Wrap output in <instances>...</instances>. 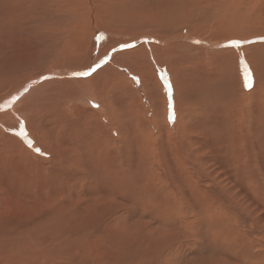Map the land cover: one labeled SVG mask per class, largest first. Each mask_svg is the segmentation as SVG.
Segmentation results:
<instances>
[{"label": "bare ground", "instance_id": "bare-ground-1", "mask_svg": "<svg viewBox=\"0 0 264 264\" xmlns=\"http://www.w3.org/2000/svg\"><path fill=\"white\" fill-rule=\"evenodd\" d=\"M15 1L18 2L20 10H22L21 0ZM27 1L31 3L29 8L33 7L39 10L44 8V4L49 2L52 3V0ZM71 1L74 2L75 0H68L67 4H65L71 6ZM192 1L193 0H173L169 4H166L164 0H160L158 4L155 3L157 7L152 5L148 10L146 9L147 11L145 10V13H141V11L140 13L134 12V10H138L128 8L130 6L129 4H131L128 0L112 2L111 5L107 3L105 6L109 10L106 14L110 15L112 18L106 14L102 15V12L98 17L100 22H105V24L107 22L109 24H116L122 20L129 19L132 25H136L134 28L143 26V29L148 28L149 31H151V29H156V27L163 28L164 26H162V23H157L161 20L158 15V9L161 10L165 6L173 7V13H170V17H173V19L168 18L169 20L165 21L167 24L165 28L168 30L169 27L173 28L174 17L178 20L181 15H188L187 11H189L190 8L191 12L192 10H196L193 8L197 3L193 4ZM0 8L2 12V7ZM155 9L157 11L152 13ZM204 10L205 9H203V11ZM242 10L246 9H238L237 3L231 2L222 12L223 15L228 16L231 14L235 15L237 11L239 14H243L244 11ZM197 14L199 13H196V16ZM189 15H191V13ZM235 16L237 17V15ZM50 17L51 16H49V18ZM88 21L90 22L94 38H92L93 35L91 34V38L88 39L90 36L87 34L77 39L72 32L57 30L44 34L38 31V34L36 33L35 36L31 35L32 37H28L27 40H29V42H22L24 40H21L19 43H15V41L10 42V39L8 40L11 44L10 59L12 57L15 58V55L19 54V50L31 51L28 54L31 56L35 51L44 48L51 56V60H49L48 63L53 62L50 67L46 64L41 67H36L33 64L29 70L30 73L28 72L29 74L26 75L17 72L16 70L18 69L16 68L11 70L7 69V67L6 70L2 68L1 64L3 53L6 54V52H4V48L0 51V153L3 152V158L0 159V166H6L7 161L11 162V164L6 166V169L3 168L4 170H0V175L16 171L21 172L22 175L26 173L22 178L28 177L32 179L29 183L31 191L36 193L42 191L47 195L50 194V202H56L53 199L57 197L60 198V196L68 197L63 202H60V200L52 213L47 215L44 214L45 217L37 221L39 224H34L35 228L28 226L24 228L18 227L19 229L0 228V248L9 249V254L14 253L15 250L18 252V249L26 248L25 244L33 238H36L38 233H41V231L37 232V229L41 226L42 222L45 221L46 216H48L53 221V224L51 225L50 222L47 223L48 227L43 231L45 235L42 234L41 236L43 240L42 246L45 248L43 250L45 251L49 248V251L54 253L53 255H56L58 250L61 249V244L65 240L73 242L75 237L79 236L80 240L78 242H80V244L76 243L74 248L68 250L73 251L77 249L81 254L88 250L87 242L90 244L92 240L97 241L99 236L103 238L101 239L103 241V233L107 232L110 228L113 229L110 238L113 237L115 233L117 235L123 234V223L126 221L125 212L127 208L125 206L127 205L125 197L128 194H126V192H129L130 188H132L137 191L136 194L141 191L139 194H141V200L143 202H149L150 206L152 204L155 208L162 207L166 209L168 211V217L175 224L159 225L158 228H156L159 232L153 239L149 238L147 236L148 234L144 233L146 232L144 230L143 234L139 233L138 237L130 241H127L125 237H121L120 235L119 238L116 237V241L113 239L114 249L117 248V250L102 252L106 253L100 254L102 256L101 259L92 262V264H106V262H109V259L116 264H160V260L164 261L167 258L166 261H169V256L171 257V255L182 250L184 242H186L190 236L197 238L203 237L209 244L206 258H203L205 262L201 264H229L228 262H230V264H264V205L261 206L262 209H258L259 206L256 207V209H252L250 208L251 205L249 206L250 203L241 202V204L238 205L236 203H238L239 199L236 197L233 198L234 196L231 197L229 194V197L233 198V202H231L237 205L236 209L234 208L235 205L231 206L234 210L252 214L256 213L255 210L259 212L257 213L258 215H253V217L247 214L246 217L249 219L247 221L243 214L242 220L235 224L232 221L236 222V217L238 218L239 216L236 215L235 220H233L232 214L234 215L236 212H232L231 214V208H229L230 206L227 208V203L219 202V200H210L215 202H211L210 204L207 203L209 201H205L207 204L202 202L204 205H202V207L197 205L199 204V201H197L198 196L190 202L189 200H191V197L189 199L184 198L187 197L188 192L186 193L185 191L182 194L178 192V190H181L179 189L181 186L185 189H190L193 186L195 190H199V188H197L199 182L197 185L196 180H194L192 176V179H190V173L194 176L196 174L195 171L212 174L218 169L224 168L223 170H226L225 161L221 162V159H224L222 154L225 152L227 158H234V165L236 164L239 171H241L247 184L251 185V183H253L254 187L258 189L257 192L261 193V195H259L256 192V196L264 200V183L262 182L263 180L259 178L258 172L260 169H258L256 165L257 163L261 167V158L264 160V139L259 138V141H257V137L262 135L260 133L264 132V117L260 120H256V116L253 118L251 110L248 112L249 109H247L244 119H240L237 123L225 125L224 131L219 133L223 128L220 129L218 124L216 125L217 127H215L214 122L211 123L212 121L203 122L206 117L213 114L209 108L207 111L203 109V112L201 110L202 108L198 111H193L192 108L190 111V109L185 108V113L189 114L190 118L192 116L191 120L196 122L191 127L192 131L190 132L192 133L189 141L187 138L184 139L180 137L182 134L181 130L184 131L186 129V127H184V125H186L184 120L181 123H184V125H180L178 129L176 127V130H174V125L172 127L170 126L168 122L169 105L166 104L164 100L161 108L158 107L156 100L155 102L154 100L151 101L153 113L149 111L147 113L144 105L138 106L135 101L136 99L129 102L127 101V106H123L119 100V97L124 92V89L121 88L127 87L126 85H128L130 78H127L128 74L121 69L125 68V64L127 66L129 62L116 63L113 60L108 62L120 48L131 47L133 44L138 45L137 43L141 41L150 40L152 44L140 45L137 47V50L135 49L133 51L134 53H132V50H129L130 53L135 55L138 54L137 56H139L143 52L145 58L151 54L148 47L152 46L154 50L153 56L157 55L160 58L167 56L170 60L173 57L175 59L173 63H175L178 57L181 56L180 52H178V54L176 53V55L174 52L178 50L174 49L173 51L169 49V47L172 48L180 44L189 51L193 48H201L202 46L212 51L214 49H221L222 46L232 44L247 45L246 43L255 39H251L252 36H249V34H264V29L261 28L259 31L250 30L251 27L246 25L243 30L249 32V37L245 35L243 37L246 38L237 40H235L239 35L237 32L241 30L236 27L234 29L232 28L233 30L229 33L220 36H218V34V37H206L202 33L187 32L186 34H180L171 39H166V37L160 38L159 36L151 34L152 32H145L143 29H137L129 42L123 43L121 41L109 46L107 51L102 54L106 55L103 57V61H107V63L97 64L99 61H97V58L104 49L99 48L101 43L100 33L103 31L107 33L111 32H109V29L105 30L102 28L101 24H98L99 21H93L91 16ZM26 23L30 22L27 21ZM230 23L234 24V22ZM84 24H86V22ZM5 29L4 27V30ZM18 29L15 28V30ZM80 30H82V27ZM251 31L253 33H251ZM86 32H88V30H86ZM202 36L204 39H208L211 42L202 40ZM196 39L200 40V42H194ZM258 39L264 40V38ZM18 40L20 39L18 38ZM76 40L79 41L74 43ZM102 46L103 45H101V47ZM261 46L262 45L258 47L260 48ZM253 50L250 51L253 52ZM259 50L262 49L260 48ZM41 53H43V51ZM254 53H256V51H254ZM251 54L248 55V60L258 74L257 69L259 71L260 67L264 69V65L259 64V68H257L253 63L255 61L253 60L252 62L250 60V57L254 58ZM259 54L262 59L264 57V50L259 52ZM85 55H87V59L85 58L83 63L80 62V59H83ZM29 61H31L30 58ZM90 63L94 65V69H98L96 70L97 72L92 73L94 69L88 70L90 67L88 65ZM28 64L29 63H27V65ZM118 64L120 65L117 67ZM65 65L67 66L65 67ZM11 66L13 67V63ZM134 67H136V63L127 66L128 71L134 69ZM146 67L148 68L149 66L146 65L145 68ZM84 73L93 75L88 77ZM131 73L133 72L131 71ZM81 76L85 77L79 78ZM256 77L255 74V78ZM10 84H13V86H11L12 90H8ZM254 87V89H256L257 86L255 85ZM129 98L131 99V97ZM78 100L81 104L76 103ZM125 101L126 99L124 102ZM201 115H206V117L201 119ZM260 117H262L261 114L258 118ZM163 120L165 121V127L162 125ZM197 120L199 122H197ZM222 122L223 120L220 121V123ZM196 124L199 125L196 126ZM259 126H261V129ZM197 132L203 134L204 138L202 140H200V138L197 139V137L195 138ZM172 144L175 146L174 148L171 147ZM207 152H210V154L206 155ZM218 154L219 158L213 157V155ZM244 156H247L249 160H251L249 165L243 162L245 159ZM226 172L227 171H225V173ZM222 173L223 171L220 172L219 176H223ZM229 174L235 175L236 172L234 171ZM166 175L168 177H166ZM217 179L218 182L216 181ZM219 180L222 179L216 178V176H212L209 179V181L216 182L217 186L220 185ZM12 181L15 183L14 177H12ZM202 181L204 180H201V183ZM222 181H224V183L226 182V180ZM8 182L11 181L8 180ZM22 183L23 182H21V184ZM206 183L210 184L209 182ZM7 184L9 185V183ZM21 184H17L15 187ZM230 185L233 189H236L238 186H235L234 182H231ZM222 188L224 191L227 187ZM20 191H22V188L18 191L19 194H21ZM208 193L211 194L210 189ZM33 194L34 193H32V195ZM238 194H236L237 197ZM240 194L239 197L244 195ZM231 195H233V193ZM24 196L28 197L26 194ZM134 196V200L138 198V196L136 198H134ZM210 197L211 196H209V199H211ZM241 198L240 200L243 201L244 199L242 200ZM246 198L249 199L248 196ZM60 199L63 200V198ZM204 200H206V198H203V201ZM129 201L130 200H128V204L130 205ZM33 202L31 204H33ZM26 205L28 207L29 204ZM193 213L195 215H193ZM146 227L150 228V230L155 228L150 224H147ZM91 229L93 232L92 235L87 236ZM188 231L190 236H188ZM25 234L29 235L32 239H27L29 237L26 238ZM173 234H176V236ZM123 235H125V233ZM146 240H149L151 244H159L161 248L157 256L155 255V257H152L151 254H154V250H157L159 247L157 249H149L146 247L145 249L150 254L144 251L143 248L145 243L148 244ZM189 240L188 242H190ZM34 244L41 246L39 242L37 244L35 242ZM165 244L168 245V247H166ZM186 245H188V243ZM42 246L41 248L39 247L40 250L43 248ZM178 248H180V250H177ZM109 252L113 253L111 254ZM36 254L39 255L38 252ZM96 254L99 253L96 252ZM15 257L14 255L13 257L10 256L0 262V264H9L13 259V261H21L20 258L16 259ZM36 257L37 256H35V258ZM36 262L37 259L33 263L35 264Z\"/></svg>", "mask_w": 264, "mask_h": 264}, {"label": "rangeland", "instance_id": "rangeland-1", "mask_svg": "<svg viewBox=\"0 0 264 264\" xmlns=\"http://www.w3.org/2000/svg\"><path fill=\"white\" fill-rule=\"evenodd\" d=\"M107 1L108 0H75L74 2L71 1V6H68V5H66L68 0H52L51 1L52 3L49 2V3L44 4V8H41V10H39L38 8H33V7L29 8V5L31 3L28 2L27 0H21L22 10H20V5L15 0H0V7H2V10H3L1 12V8H0V12L2 14L4 13L3 15L0 13V17H1L0 25L2 24L1 26H3V27L0 26V39L1 38L3 39V41H2V39L0 40V51H2L1 50L2 48H4L3 50H5L4 52H6V54L3 53V58L1 60L2 68L6 69L8 67L7 69H11V70L12 69L14 70L16 68V69H18V70H16L17 72L26 75V74L30 73L29 70L31 69L33 64L36 67H41L44 64H46L48 67H50L51 64H53V62L48 63L49 60H51L50 59L51 56L49 55V53H47L45 51L44 48H40L39 50L35 51V53L31 54V56L28 55L29 52H31V51L19 50L20 51L19 54L15 55V58L12 57L10 59L9 57L11 55V51H10L11 44L8 42V40L10 39L9 40L10 42L15 41V43H19L21 40H24L22 42H27V41L29 42V40H27L28 37L29 38L32 37L31 35L35 36L36 33L38 34V31H40V32H42V34H44V33H49V32H55L57 30H67L68 32H72L76 36L77 39L78 38L80 39L81 37H84L87 34H89L90 37L88 39H90L91 36L93 35L92 34L93 31H91L90 22L88 21V20H90V16H91V18H93V21H97V22L99 21L98 24L100 23L102 28H104L105 30L109 29L110 30L109 32H111V33H107L105 31H103L100 33L101 43H100L99 48L100 49L104 48V49L101 51V54L97 58V61L99 60L97 62V64L107 63V61L106 62L103 61V57L106 55H102V54L107 51V49L109 48L110 45H114L117 42H121V41L123 43L129 42L132 39L134 32L137 31V29L138 30L143 29L142 25H141L142 27L134 28V27H136V25H132L129 19L128 20L127 19L122 20L123 22L120 21L116 24H109L108 22L105 24V22L104 23L100 22V19L98 16L101 15V12L103 15L109 11L105 7L107 3H109V5H111L112 2H120V1H124V0H109L108 2ZM128 1L131 2V4H129L130 6L128 8L137 9L138 11L134 10V12H139V13H140V11H141V13L142 12L145 13L149 9V7H151L152 5L154 7H157L156 4H158L160 2V0H136V1L135 0H128ZM164 1L166 4H169L173 0H164ZM199 1L198 0L192 1L193 4L197 3L196 4L197 7L195 6L193 8V9H196L195 11L192 10L193 13L190 11L191 8L189 11H187V14L189 15L191 13V15H189V16L186 14L181 15L178 18V20H176V18L174 17V21H176V22L173 21V24H174L173 28L169 27L168 30L165 28V27H167V24L165 21L169 20L170 18L173 19V17H170V13H173V7H166L165 6L161 10L158 9V15H159V18L161 20L158 21L157 23H162V26L164 25L163 28L162 27H158V28L156 27V29H151V31H149L148 28H144L143 30L145 32H148V31L152 32L151 34L159 36L160 38L166 37V39H171L173 37L179 36L180 34H186L187 32L202 33L206 37H209V36L218 37L220 35L229 33L230 31H232L236 27V28H239V30H241V31L237 32L239 35L237 38H235V40L240 39V38L244 39V38H246V37H243L245 35H247V37L252 36L251 39L255 38L256 40L255 39L251 40L249 43H246L247 45H245V44H243V45L242 44H232V45H228V46H222L221 49L219 48L220 51H219V49H214V50L210 51L208 48L202 47V46H201V48H193L189 51L187 48H184V46L180 45V44H178L179 46H175L177 48H175V47L171 48L168 46L169 49H171L173 51H174V49L178 50L177 52H174L175 54L176 53L178 54V52H180L181 56L178 57V59L176 60L175 63H173V61L175 60L173 57L170 60V58L167 56H164L163 58H160L157 55L153 56L154 50L152 49V46L148 47V49L151 51V54H149L145 58H144L143 52L139 56H137L138 54H136V55L131 54L130 51L132 50V53H134L133 51L135 49L137 50L138 49L137 47H139L140 45L152 44V42H150V40L149 41L144 40V41L137 43L138 45L133 44V46H131V47H126L128 50L125 47L122 49L120 48L119 51H117L114 54V56L108 60V62L110 60H113L116 63H118V62H121V63L129 62L127 66H131L132 64L136 63V67H134V69H130L128 71L126 64H125V68L121 69L123 72L128 74L127 78H130L128 85H126L127 87L121 88V89H124V92L119 97V100L123 104V106H125V105L127 106L126 103L136 99L135 101L137 102L138 106L144 105L146 107L147 113H148V111L153 113V109H151L152 108L151 101L154 100V102H155V100H156L158 107L161 108V106H163V100H164L166 102V104L169 105V113H168L169 121L168 122H169L170 126L172 127L174 125V130H176V127L178 129L180 125H182V126L184 125V123L181 124L184 120L186 122V125H184V127H186V129L184 131L181 130L182 134L180 135V137L184 138V139L187 138V139H189V141H190V136L192 133V132H190V131H192L191 127L196 122L194 120H191L192 116L190 118L189 114L185 113L186 112L185 108L190 109V111H191V108L193 109V111L194 110L198 111L202 108L201 109L202 112H203V109H204V111L205 110L207 111V109L209 108L213 112L214 115L212 114L209 117H206V115H201L202 116L201 119L206 117V119H204L203 122H211L212 121L211 123L214 122L215 127H217L216 125L218 124L220 129L223 128L222 130L219 131V133L224 131L225 125L237 123L240 119H244V115L246 114L247 109H249L248 112L251 110V114H252L253 118L256 116L255 117L256 120L257 119L260 120L264 117V69H262L261 67L259 68V64L264 65V60H262V59H264V57L261 59L259 56L260 55L259 52L264 50L263 49L264 48V40L258 39V38H264V34H255L251 31V33H253V34H249V36H248L249 32L243 30L246 27V25L248 27H251L250 30H258L259 31L261 28L264 29V0H207V1L206 0H199ZM231 2H236L238 9L241 8V9H246V10H242V11H244L243 14H239L237 11L236 12L237 14L235 13V15H237V17L234 14H231L228 16L223 15V12H222L223 9H225V7ZM3 7H4V9H3ZM203 9H205V10L203 11ZM43 10H44V12H43ZM155 11H157V10L155 9L152 13H154ZM196 13H199V14H197V16H196ZM201 13H203V14H201ZM106 15H108V14H106ZM49 16H51V17L49 18ZM88 16H89V19H88ZM108 16L110 18H112L110 15H108ZM144 16H146V15H144ZM233 17H234V19H233ZM27 21H29L30 23H26ZM85 22H86V24H84ZM230 22H234V24H232ZM20 23H21V25H20ZM235 23L237 26L235 25ZM244 24H245V26H244ZM113 25H114V27H113ZM29 26H30V28H29ZM4 27L6 28L5 30H4ZM81 27H82V30H80ZM15 28L16 29L19 28L18 29L19 31L15 30ZM171 29H172V31H171ZM86 30H88V32H86ZM243 32H245V33H243ZM19 33H20V35H19ZM18 38L20 40H18ZM92 38H94V35ZM201 39L205 40V41L208 40V39L207 40L204 39L203 36L201 37ZM78 41L79 40H76L74 43H77ZM197 41L200 42V40H198V39H196L194 42H197ZM208 41L211 42L210 40H208ZM101 45H103V46L101 47ZM260 45L263 46V47L262 46L260 47L262 50H259L260 48L258 46H260ZM254 47L256 50L254 49ZM141 48H143V47H141ZM40 50H42L43 53H41L42 51H40ZM123 50H125L126 52ZM250 50H253V52H251ZM184 51H186V52H184ZM254 51H256V53H254ZM253 53H254V55H253ZM249 54L254 56V58L250 57V60L252 62L254 60L255 61V62H253L254 65L260 69V71L257 69L258 74L256 73V70L253 69L252 64H250L251 62L248 60ZM38 56L40 58L42 56V58L40 59ZM86 56L87 55H85V57L83 59H80V62L83 63L85 61V58L87 59ZM101 56H102V58H101ZM28 57L31 59V61H29ZM131 60H132V62H131ZM256 60H258V61H256ZM75 61H76V58H75ZM11 62L13 63V67L11 66V64H12ZM16 63H18V64H16ZM27 63H29V64L27 65ZM16 65H17V67H16ZM119 65L120 64H118L117 67ZM146 65L149 66L148 68L146 67L147 69L145 68ZM175 65H177V66H175ZM66 66L67 65H65V67ZM88 66H90L88 68V70L94 69V65H91V63ZM96 70H98V69H94V71L92 73L97 72ZM131 71L133 73L134 72L135 73L133 74V73H131ZM255 74L257 76L256 78H255ZM91 75H93V74H89L87 76L89 77ZM132 76H134V77H132ZM84 77L85 76H81L79 78H84ZM249 77H251V80H252L250 87H249ZM209 79H210V81H209ZM203 80H204V83H203ZM201 81H202V83H201ZM258 82H260V83H258ZM262 84H263V86H262ZM255 85L257 86L256 89H254ZM11 86H13V84L9 85L8 90L9 89L12 90ZM129 97H131V99ZM125 99H126V101L124 102ZM158 101H159V103H158ZM76 103L81 104V102L79 100ZM176 104H177V106H176ZM260 114L262 115V117L258 118V116ZM181 115H182V117H181ZM195 116H197V115H195ZM212 116H214V117H212ZM223 118H225V119H223ZM181 119H182V121H181ZM188 119L190 120L191 123L189 122ZM222 120H223V122L220 123V121H222ZM163 121H162V125L165 127V121H164V123H163ZM177 121L179 122V124ZM215 121H216V123H215ZM197 122H199V121L197 120ZM187 123H189V124H187ZM198 125L196 124V126H198ZM259 127L261 129V126H259ZM200 133L201 132H197L195 134V138L197 137V139L200 138V140H202L204 138V136H203V134H200ZM260 134H262V135H260ZM260 134H259L260 136L257 137V141H259L258 140L259 138L264 139V132L260 133ZM192 137L194 138L193 135H192ZM218 140H219V138H218ZM171 147L174 148L175 146L172 144ZM208 154H210V152H207L206 155H208ZM225 154H226L225 152L222 154V157L224 159H221V162L225 161L226 170H223L224 168L218 169L212 173L213 175L211 173H201V171H199V172L195 171L196 174L194 173L195 175L193 176L192 173L189 172L191 174L189 176V178L192 179V177H193L194 180H196L197 185L199 182V186L197 187V188H199V190L196 189L198 192L195 190V187H193V186L190 189L189 188L185 189V188H182V186H181L179 188L181 190H178V192H181L180 194L184 193L185 191H186V193L188 192L187 197H184V198L189 199L191 197V200H189L190 202H192L193 199L196 196H198L197 201H199V204H197V205H200V206L203 205L202 202L206 203L205 201H209L207 203L210 204L212 202L210 200H219V202L227 203V208L229 206H230L229 208H231V206L235 205L234 208L236 209L237 208L236 204L239 205V204H241V202H244V203H248V204L250 203L249 206L251 205L250 208H252V209H256V207H258V206H259L258 209H262L261 206L264 205V200H262L256 196L257 195L256 192L258 189L254 187L253 183H251V185L247 184V182L245 181V178L242 175L241 171H239L236 164L234 165V158L233 159L227 158L226 157L227 154L226 155ZM213 157L219 158V154L213 155ZM260 157H261V154H260ZM2 158H3V152L0 153V159H2ZM250 161L251 160H249V158L247 156L243 160V162L247 163V165L250 164ZM230 163H231V165H230ZM9 164H11V162L7 161L6 166ZM261 164L262 165L260 167L256 163L258 169H260L258 172L259 178L261 180H263L262 182L264 183V177H263L264 176V160L262 158H261ZM6 166H4V165H3V167L0 166V170L6 169ZM222 171L224 173V174L222 173L223 176H219L220 172H222ZM225 171H227L226 172L227 175H226ZM234 171L236 172L235 175L229 174V173H233ZM218 172H219V174H218ZM24 174H26V173H24ZM24 174L22 175L21 172L16 171V172H11V173L0 175V228H2V229H11V228L16 229L18 227L24 228L26 226L35 228V225H37V223H38L37 221H39L40 219L45 217L44 214L47 215L49 213H52V211H54L56 209L60 200H61L60 202H63V201H65L66 198H68L65 196H60V198H63V200L60 199L59 197H57L59 199H57V198L53 199L56 202H50L51 201L50 200L51 199L50 194L47 195L46 193H44L42 191H38V193L31 191V189L29 188L30 187L29 183L32 179L28 178V177L22 178L24 176ZM208 174H211V175H208ZM29 175H32V174H29ZM212 176H216V178L226 180V182H225L226 184L224 183V181L219 180L220 185L217 186L216 182L209 181V179ZM12 177L15 178V183H13ZM166 177H168V176L166 175ZM227 177H228V179H227ZM6 178L11 182H8V180ZM21 179H23V180H21ZM201 180H204V181H202V183H201ZM216 181L218 182V179ZM21 182H23V183L21 184ZM206 182H209L211 185L206 183ZM231 182H234L235 186L238 185L236 187V189H233V187L230 185ZM7 183H9V185ZM16 183L21 184V185H18V187H15L17 185ZM13 184H14V187H13ZM19 186H21V187H19ZM7 187H10V188H7ZM222 187H224V188L227 187V188H226V190L223 191ZM252 187H253V189H252ZM21 188H22V191H24V192L20 191V193L22 195L19 194V192H18L19 190H21ZM7 189H9V190H7ZM182 189H184V190H182ZM209 189L211 190V194L208 193ZM30 191L32 193H34L33 195H35V196H33ZM130 191L126 192V194L128 193L126 195V197L127 196L128 197L127 198L125 197V199H126L125 201H127V203H126L127 205H125L127 207L125 213L128 215V217H127V215L125 214L126 221L123 223V234L125 233V235H123V234L117 235L115 233L113 235V237H115V238H113V237L110 238V235L112 234V231H113V229L110 228L107 232L103 233V236H104L103 241L101 240L103 238H101L99 236V239L97 241L92 240L90 242V244H89V242H87L88 250L82 252L81 254L79 253V251H77V249L73 250L74 252L72 250H68L70 248H74L76 243L80 244V242H78L80 240V238H79V236H76L75 240L73 242L65 240L61 244V246H60L61 249L58 250V253L56 255H53L54 253H51L49 251V248L46 249L47 251L46 250L44 251L43 249H45V248L42 246L43 240H42L41 236H42V234L45 235L43 231L46 227H48L47 223L50 222L51 225L53 224V221L48 216H46L45 221H43L41 226L37 229V232L41 231V233L40 234L38 233L36 238L32 239L29 235H27L28 233L25 234L26 238L29 237L27 239H32L28 243H26L27 245L25 244L26 248L18 249V252L15 250L16 253L14 252L11 254L8 253L9 249L0 248V253H1L0 262H2L3 260H5L6 258H8L10 256L13 257V255H14V256H16L15 257L16 259L20 258L21 261L20 262L19 261H13L14 260L13 259L12 261L9 262V264H25V262H26V264H34L33 262L36 259H37V262L35 264H92V262L99 261L102 257L101 255L106 253V252L105 253H102V252L108 251V250L109 251L110 250L111 251L117 250V248L114 249V240L116 241V237L119 238L120 235H121V237H125L127 241H130V240H133L136 237H138L139 233L143 234V232L146 231L144 233H147L148 234L147 236L149 238L153 239V237H156L157 233L159 232L158 230H156V228H158L159 225H165V224L174 225L175 224L168 217V215H167L168 211L166 209H163L162 207L161 208H157V207L155 208V206L152 204L150 206L149 202H143L141 200V194H139L141 191H139L137 194H136L137 191L133 190L132 188H130ZM29 192H30V194H29ZM129 193H130V195H129ZM232 193H233V195H231ZM235 193L236 194H238V193L244 194L245 197H244V195H242L241 196L242 198H241V197H239V194L237 197V195ZM25 194L28 197L24 196ZM229 194L231 197L234 196L233 198H235V197L238 198L239 199L238 203L233 204L232 203L233 198L229 197ZM258 194L261 195V193H258ZM192 195H195V196H192ZM129 196H130V198H129ZM133 196H134V198H136L138 196V198L135 199L137 201H135L133 199ZM209 196H211L210 197L211 199H209ZM247 196L249 199L246 198ZM48 197H49V199H48ZM212 197H214V198H212ZM203 198L204 199L206 198V200L203 201ZM240 198L242 200L247 199L248 202H247V200L241 201ZM57 200H58V202H57ZM128 200H130V201L133 200L132 202L129 201L130 205L128 204ZM32 202H33L34 206H33V204H31ZM214 202L215 201H213L212 203H214ZM228 203H230V204H228ZM26 204H29L28 207ZM146 204L148 205V207ZM25 207H27V208H25ZM33 207H35V208H33ZM26 209H28V210H26ZM32 209H34V210H32ZM230 210H231V214H232V212H236V214L235 213H234V215L232 214L233 220H235L236 215L239 216L238 218L236 217V219L238 221L237 220H235L236 222L232 221L235 224L237 222L239 223L242 220L243 214H244V218H245L247 214L248 215L250 214L249 216L253 217V215L256 216V215H258L257 213H259L258 210H255L256 211L255 214H252L249 212L245 213V212L238 211V210L236 211L233 208H231ZM243 211H245V210H243ZM155 215H157V216H155ZM193 215H195V214L193 213ZM245 220L247 221L249 219H247V217H246ZM147 224H150L153 226V228L154 227L155 228L150 230V228L146 227ZM92 233L93 232L91 229V231L87 234V236L92 235ZM188 234H189V231H188ZM173 235L176 236V234H173ZM188 236H190V234ZM70 238H73V237H70ZM167 238H169V237H167ZM67 239H69V238H67ZM189 239L188 240L190 242H188V240L186 242H184L182 250H180V248H178L177 250H180V251L171 255V257L169 256L168 257L169 261H166L167 260V258H166L164 261L160 260V264H163V263H166V264H201L202 262H205V261H203V258H206V255H207V252L209 249V244L207 243V240H205L203 237L197 238L194 236L193 237L190 236ZM35 242H36V244L39 242L43 248L40 250L41 246L35 245L34 244ZM146 242H148V244L145 243V246L143 248L144 251L148 252L145 249L146 247H148L149 249H152V248L157 249L159 247L157 249L158 252H157V250H154L155 253L151 254L152 257L153 256L155 257V255L157 256L159 254L160 248H161L159 246V244H157V243L151 244L149 242V240H146ZM99 243L103 246V248L105 250L102 248V246ZM187 243H188V245H186ZM31 244H33V245H31ZM112 244H113V247H112ZM35 246H36V248H35ZM165 246L168 247V245H166V244H165ZM62 249H64V250H62ZM161 251H162V249H161ZM37 252L39 255L36 254ZM96 252L99 254H96ZM113 252H116V251H113ZM113 252H109V253L112 254ZM44 255H46L47 258ZM35 256H37V257L35 258ZM103 260H101V261H103ZM108 261L109 262H106V264H116L111 259H109ZM228 263L230 264V262H228Z\"/></svg>", "mask_w": 264, "mask_h": 264}, {"label": "snow or ice", "instance_id": "snow-or-ice-1", "mask_svg": "<svg viewBox=\"0 0 264 264\" xmlns=\"http://www.w3.org/2000/svg\"><path fill=\"white\" fill-rule=\"evenodd\" d=\"M85 75H87V73H84ZM251 83H252V80H251V77H249V87L251 86ZM39 151V150H37Z\"/></svg>", "mask_w": 264, "mask_h": 264}]
</instances>
